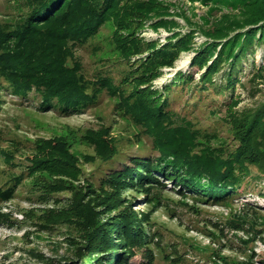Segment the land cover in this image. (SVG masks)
Wrapping results in <instances>:
<instances>
[{
  "label": "rangeland",
  "instance_id": "rangeland-1",
  "mask_svg": "<svg viewBox=\"0 0 264 264\" xmlns=\"http://www.w3.org/2000/svg\"><path fill=\"white\" fill-rule=\"evenodd\" d=\"M33 5L0 0V26ZM105 11L90 35L60 41L94 101L63 112L2 81L0 264H264V35L227 52L264 24V0H106ZM154 134L232 162L235 187L210 196L158 171L140 182L132 158L159 155ZM118 220L143 228L120 237Z\"/></svg>",
  "mask_w": 264,
  "mask_h": 264
},
{
  "label": "trees",
  "instance_id": "trees-1",
  "mask_svg": "<svg viewBox=\"0 0 264 264\" xmlns=\"http://www.w3.org/2000/svg\"><path fill=\"white\" fill-rule=\"evenodd\" d=\"M31 1L34 2L33 8L20 23L11 28L0 26V87H2L3 81L5 86L15 93L26 95L29 90H33L41 96V107H54L63 112L81 109L94 99L77 88L76 78L68 76L67 68L60 61L62 54L60 41L67 38L83 39L90 35L106 12V0H101L99 7L92 12L88 11V6L95 0ZM107 1L109 2V0ZM49 22L55 25L42 26ZM257 30L263 36L264 24L245 32L242 43L239 42L238 36L242 33H237L230 40V44L227 46V52L230 54H232L234 45L239 44L238 51L231 55L232 59L244 53L245 47L252 43L253 35ZM211 49L203 50L194 62L200 63L204 53L210 52ZM172 50L170 49L168 52H172ZM219 52L222 54V50ZM218 60L213 59L207 66L211 74L217 71ZM233 64L234 62H232ZM227 85L229 87L232 85V79L231 81L229 79ZM160 110L161 106H158L155 113L160 114ZM165 137L154 134V146L159 150V155L154 158L141 159L138 156L132 158L137 165L134 171L139 168L143 171L142 173L137 171L136 176L140 182L143 180L156 181L157 179L152 174L153 171H158L163 175H173L184 185L192 189H201L203 193H208L210 196L218 197L219 193L227 190V185L235 187V178L229 170L232 162L226 163L224 160L215 158L204 160L196 157L192 159L188 156V150L185 147L168 141ZM131 172V169L126 167L124 174L128 175ZM202 174L208 178V185L205 187L200 184L198 178ZM118 179H122V176ZM112 225V233H119L120 237L127 235L129 238L135 237V232L141 231L143 228L135 222L127 225L123 220L113 222ZM94 235L104 237V233L100 230H97ZM116 245L118 243L114 241L110 247H116ZM117 254L119 257L121 253L117 252ZM121 258L113 256L114 261L121 260Z\"/></svg>",
  "mask_w": 264,
  "mask_h": 264
}]
</instances>
